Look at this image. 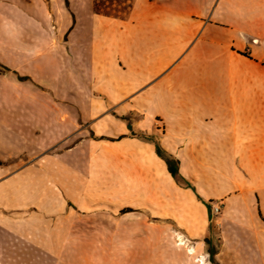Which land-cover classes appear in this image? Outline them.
Listing matches in <instances>:
<instances>
[{
	"label": "rangeland",
	"instance_id": "rangeland-1",
	"mask_svg": "<svg viewBox=\"0 0 264 264\" xmlns=\"http://www.w3.org/2000/svg\"><path fill=\"white\" fill-rule=\"evenodd\" d=\"M132 3L0 0L1 90L5 107L23 121L17 134L9 117L0 136L7 172L0 177V264H188L172 246L177 234L188 246L201 243L205 264H220L214 256L224 239L264 230L256 208L241 200L253 184L234 146L176 144L173 129L128 114V98L119 95L125 66L109 65L97 92L94 66L75 62L73 43L83 32L91 40L94 14L124 19ZM215 26L217 72L232 73L238 60L248 78H260L264 33L226 42L225 28ZM12 85L23 96L12 95ZM72 131L77 137L67 143Z\"/></svg>",
	"mask_w": 264,
	"mask_h": 264
},
{
	"label": "crops",
	"instance_id": "crops-1",
	"mask_svg": "<svg viewBox=\"0 0 264 264\" xmlns=\"http://www.w3.org/2000/svg\"><path fill=\"white\" fill-rule=\"evenodd\" d=\"M253 19L259 23L255 34L259 33V37L264 33V0H133L124 19L94 14L91 40L85 41L89 35L83 32L73 43V58L82 67L94 66L97 92L109 65L118 61L125 66L119 95L128 98V114H144L145 123L152 124L154 119L165 124L175 131L176 144L234 146L253 184L240 193L241 200L247 209L256 208L264 223V73L260 72V78H248L242 64L238 60L230 62L231 58L225 60L230 62V70H235L219 73L214 56L220 43L215 24L225 28L223 37L229 42L239 35H250L246 23ZM255 42L258 44L259 39ZM201 48L211 49L213 55L198 56L196 52ZM6 79L0 77V136L7 135L9 124L19 131L23 122L17 111H9L4 105L1 87ZM224 79L232 87L216 83ZM10 91L16 97L23 96L18 86L12 85ZM74 108L79 113L80 126L82 105ZM74 112L73 108L68 112L65 123L70 130L75 123ZM77 134L72 131L65 141L71 143ZM77 149L71 148L68 155ZM2 175H7L6 170L0 169ZM248 237L243 232L224 239L215 261L264 264V230L255 238ZM198 246L201 243L194 248L200 249Z\"/></svg>",
	"mask_w": 264,
	"mask_h": 264
},
{
	"label": "bare ground",
	"instance_id": "bare-ground-1",
	"mask_svg": "<svg viewBox=\"0 0 264 264\" xmlns=\"http://www.w3.org/2000/svg\"><path fill=\"white\" fill-rule=\"evenodd\" d=\"M247 28L250 32V35H255L257 29L259 28V23L256 22L254 19L253 21H247L246 23ZM256 43V42H255ZM177 237L176 241L172 242V246L174 247L175 251L183 252L186 256V262L188 264H205L204 257L199 255V252L194 247L188 246L187 243H185L184 239L180 235H175ZM185 264V261H183ZM113 264H117L116 260H114ZM177 264H179L177 262Z\"/></svg>",
	"mask_w": 264,
	"mask_h": 264
},
{
	"label": "built area",
	"instance_id": "built-area-1",
	"mask_svg": "<svg viewBox=\"0 0 264 264\" xmlns=\"http://www.w3.org/2000/svg\"><path fill=\"white\" fill-rule=\"evenodd\" d=\"M217 215L220 214V209L219 208H216V212H215Z\"/></svg>",
	"mask_w": 264,
	"mask_h": 264
},
{
	"label": "trees",
	"instance_id": "trees-1",
	"mask_svg": "<svg viewBox=\"0 0 264 264\" xmlns=\"http://www.w3.org/2000/svg\"><path fill=\"white\" fill-rule=\"evenodd\" d=\"M171 173H172L173 175H176V174H175L174 172H172V171H171Z\"/></svg>",
	"mask_w": 264,
	"mask_h": 264
}]
</instances>
